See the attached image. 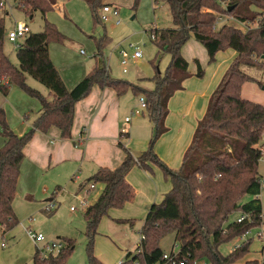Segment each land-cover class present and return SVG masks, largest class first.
Instances as JSON below:
<instances>
[{"label": "trees", "instance_id": "trees-1", "mask_svg": "<svg viewBox=\"0 0 264 264\" xmlns=\"http://www.w3.org/2000/svg\"><path fill=\"white\" fill-rule=\"evenodd\" d=\"M83 1L93 23L101 24L98 10L105 5L104 0ZM14 2L16 8L30 18L34 13H40L43 27L40 33H29L16 48V67L3 52L6 31L4 17L0 14V97H6L10 85H15L27 96L37 99L40 109L30 129L18 136L9 128L5 111L0 107V136L3 139L0 148V227L9 231L18 224L12 201L25 158L23 150L34 134H45L55 127L62 140H69L75 104L87 98L93 86L111 89L118 97L130 91L134 96L144 98L148 119L154 125V134L147 149L137 157L119 141L117 147L124 154L119 166L114 169L98 168L86 180V183L103 186L96 200L83 212L86 264H103L93 254L99 223L110 210L122 209L129 201L131 187L126 181L128 173L136 167L152 174L149 164L162 171L171 188L160 203L151 204L147 209L140 229L143 237L141 251L127 253L119 264H170L159 246L160 240L169 234L174 235L180 247L175 256L177 261L185 260V264H240L249 253L250 241L225 256L221 255L219 248L260 226L264 220L257 171L264 149V106L241 97L242 86L253 81L241 68L264 67V0H164L173 26L154 28L150 34L157 48V56L169 55L170 63L163 77L156 73L151 79L153 90H144L110 76L102 58V50L109 43L107 36L95 40L94 67L69 90L50 59L48 50L50 42L62 44L65 41V37L45 18L54 9L56 0ZM137 4V0H134V10ZM153 4L157 5V0H153ZM3 5V0H0V11ZM221 15L241 24L256 22V25L247 26L245 32L225 25L215 30ZM191 37L203 46L209 63L215 61L217 53L228 49L235 51L236 55L211 93L180 167L173 170L159 159L153 146L167 131L165 120L169 113V100L175 92L183 89L182 83L190 77L181 48ZM194 63L195 76L201 78L203 70L197 60ZM26 75L44 86L49 93L42 95L29 87ZM122 136L124 134L121 132L119 137ZM245 196H250V200L240 203ZM233 213L246 215V218L240 223H237V218L229 221ZM65 240L66 246L54 256L42 259L36 248L32 264H65L73 251L72 240ZM261 253L264 258V240Z\"/></svg>", "mask_w": 264, "mask_h": 264}, {"label": "rangeland", "instance_id": "rangeland-1", "mask_svg": "<svg viewBox=\"0 0 264 264\" xmlns=\"http://www.w3.org/2000/svg\"><path fill=\"white\" fill-rule=\"evenodd\" d=\"M107 1L110 0H104L103 3L105 4ZM112 1L118 5V16L113 17L111 14H107V21L103 22L100 20L101 24L95 25L84 1L57 0L56 9L47 13L46 20L56 27L65 37V41L62 44L49 43L50 59L56 66L60 77L64 75L65 71L71 72V75L79 74L83 71L88 72L92 69L96 59L95 40L107 36L109 43L102 50V58L110 76L114 79L124 80L137 85L144 90H153L154 83L151 79L156 73L160 77L164 76L165 70L170 63V56L167 54L157 56V48L152 43L150 31L154 28H172L168 7L164 0H157V5H153V0H137L138 4L134 10L132 8L134 0ZM3 2L4 5L0 14L5 20V31L12 29L17 22L27 25L30 33H40L42 31L43 20L40 13L36 12L30 18L16 8L14 0H3ZM100 15L101 10H98V16ZM229 19L231 17L224 15L218 17L215 30L223 24L229 26L227 25ZM255 25L256 22L250 24L251 27ZM129 45L138 48L141 52V57L137 60H129L126 72L123 73L120 65V50L125 49L131 53L134 49L129 48ZM3 52L8 60L18 67L16 47L6 39L3 43ZM184 55L188 59L187 63H189L196 74L194 60H189L191 58V50L187 49ZM189 68L188 72L190 74ZM204 69L206 71V67H203ZM241 69L253 79L243 89V96L249 100L264 104V67L260 69L242 67ZM26 84L39 91L42 95H46L48 91L28 75H26ZM122 96L124 103L121 107L120 123H123L125 117H130L131 120L130 123H123L121 126L129 133V136L122 138L121 142L126 144L125 146L130 148L132 153L138 154L147 149L154 134V125L149 121L152 135L146 143L147 146L143 149V146H140L139 139L143 136L145 137V133L147 134L145 127L141 126V122H148L149 120L147 111L143 110L140 115L131 116V111L137 107L138 100L142 96H134L130 91ZM0 105L5 111L9 128L13 133L23 135L30 129L40 103L37 99L27 96L17 86L10 85L8 95L0 97ZM132 127L134 129H131ZM160 138L161 136L153 146L154 152L155 145L160 146ZM2 143L3 139L0 136V148L3 146ZM29 143L28 147L37 150L34 144L31 145ZM166 148L164 143L161 151L166 150ZM37 153V155L41 156L40 151ZM155 154L157 153L155 152ZM157 156L162 160L159 155ZM74 165L69 167L66 164H57L51 165L49 168L40 167L39 169V166L35 167V165L25 162L22 164L12 206L18 224L6 237L4 235L0 236V244L3 243L5 245L3 249L0 247V264H31L36 248L41 249L45 243L52 242H58L64 247L66 246L65 239L73 242V251L66 258L65 264H86L84 209L78 206V199L85 197L87 205L92 204L101 192V185L92 182L86 183V180L92 177L97 170L91 173L86 165H81L80 163ZM153 166L160 174V181L163 186H155L152 193H150V196L157 197L156 200L146 205L144 203H146L147 198H142V203L139 202V199H136L132 204L133 210L129 215L116 213L113 218L105 216L101 219L94 239L93 254L103 264H113L115 262V264H118V261L122 259L118 257L120 255L119 252L124 253L123 250L125 248L132 250L135 247L141 238L140 229L146 210L151 204L160 203L163 195L170 191L171 184L169 180L164 178L162 171L157 166ZM257 171L259 175L264 177V152L259 160ZM149 175L151 180L154 181L153 174L149 173ZM90 184L94 185V189L86 192ZM81 185L85 188L84 190H80ZM262 188L261 192H263L259 199L264 212V186ZM161 191L164 192L161 193ZM250 198V196H245L240 203H244ZM48 204L52 205V209L49 211L46 210ZM71 206L76 207L77 211L71 212ZM124 209L125 207L121 210ZM117 212H120V210H117ZM131 214L134 218H131ZM237 216V213L231 214L229 221L234 220ZM122 218L123 220L132 219L133 225L116 224L114 222V219ZM260 227L250 229V232L240 242L233 239L222 245L219 248V252L225 256L230 253L233 246H240L250 241L248 254H250L251 260L256 257L259 259L261 256L260 250L263 246V240L257 237V233L261 231ZM3 228V226L0 227V229ZM29 231L42 234L44 242L36 244L29 237ZM61 238L63 239L61 240ZM159 246L164 253L177 252L180 249L173 234L162 238ZM39 256L41 257V255Z\"/></svg>", "mask_w": 264, "mask_h": 264}, {"label": "crops", "instance_id": "crops-1", "mask_svg": "<svg viewBox=\"0 0 264 264\" xmlns=\"http://www.w3.org/2000/svg\"><path fill=\"white\" fill-rule=\"evenodd\" d=\"M105 5L113 6L118 10V5L114 3L112 0L107 1ZM56 7H57V0L54 9L52 11H54ZM227 25L232 26L235 29L240 30L241 32H245L247 30V26H250L241 23L239 24L237 21L233 20L232 18L229 19ZM244 29L245 31H243ZM187 49L191 50V58L189 60L191 59L197 60L202 70L203 67L204 68L206 67V71L204 69L203 71L205 72L203 73V76L201 78H197L194 76L195 72L188 63V68L190 67L189 68L190 77L182 83L183 89L175 92V94L169 100L168 103L169 113L165 120V126L167 128V131L163 135H161L159 142L160 146L155 145V152L157 153V155L160 156V158H162V160L166 163V165H168L169 168L173 170H176L180 167L183 154L191 142L197 122L201 120V118L203 117L206 111L209 97L211 93L214 91V89L217 87V85L219 84L224 72L226 71L227 67L229 66V64L236 55L235 51L228 49L226 51L217 53L215 56V61L209 64L208 61L209 59L205 49H203V46L198 42H196L193 37H191L181 48V53L183 55L182 57L184 59H186L184 52ZM48 50H49V46H48ZM186 61H188V59H186ZM94 65L95 62L93 64V67ZM88 72L83 71L79 74L71 75V72L69 73V71L68 72L65 71L64 75L61 77L63 78L66 87L70 90L80 80H82ZM248 83L249 82L245 83L241 88V97L246 100L249 99L245 98L242 92L245 86L248 85ZM48 93L49 92L47 91L46 95ZM123 101H124L123 96L118 97L113 90L108 88L100 89L97 86H93L89 96L75 104L73 126L71 130V139L62 140L60 138L59 130L56 129L55 127H51L45 134L37 132L34 134L33 139L29 143L31 145L34 144L37 150L28 147L27 144L23 150V154L25 157L23 163L25 162L31 165H35V167L39 166L38 167L39 169L40 167L49 168L51 165H57V164L60 165L66 164L69 167H71V166H75L74 164L76 163H80L81 165H86L91 173L95 172L98 168H108V169L116 168L117 166H119V164L122 162L124 158V154L121 151V149L117 147V143L119 141L121 142L122 138H126L127 136H129V133L126 132L124 127L123 128L121 127L124 123V120L122 124L120 123L121 121L120 112H121V107L123 106L124 103ZM249 101L261 104L253 100H249ZM261 105L264 106V104ZM39 109L40 106L37 112L35 113V118ZM149 123H150L149 120L148 122H141V126L145 127V129L147 130V134L145 133V137L143 136L141 139H139L140 146H143V149H145V147L147 146L146 143L148 142V140L152 135V132L150 133ZM131 129H134V127H132ZM122 130L124 132H122ZM121 132L124 134V136L119 137V134ZM18 136H22V135L18 134ZM164 143L166 144L167 148L166 150L161 151V148ZM123 145L125 146L126 144ZM129 146L131 145L129 144ZM128 149L130 150V152L132 151L130 148ZM39 151L41 152V156L37 155L38 154L37 152ZM140 153L134 154L131 152V154L134 157L139 156ZM40 164H42V166H40ZM149 165L152 168L154 181L151 180V176L149 175L148 172L143 171L136 167L133 168L126 176V181L131 187V194L129 197V201L124 206L125 209L124 210L119 209L120 212H117V210H110L108 212V216L106 217L111 216L113 218V216L116 213L129 215L130 212L133 210L132 204L136 199H139V202L142 203V198H147L146 203H144L146 205L156 200L157 197L150 196V193H152V190L153 188H155V186L156 187L159 186L163 187V186L160 181L161 180L160 174L157 172V170L154 168L152 164ZM20 174H21V170H20ZM259 176L260 179L264 180V177H262V175ZM263 186L264 183L261 184V190L263 189L262 188ZM102 189L103 186L101 185V191ZM162 192L164 191H161V193ZM262 192L260 193L259 197L261 196ZM12 206H13V201H12ZM262 212H263V208H262ZM130 216L131 218H134L132 214ZM128 220H132V219H128ZM114 222L116 224H128L130 226L133 225V222H128L126 220H123V218L114 219ZM10 231L11 230L7 231L4 228L0 229V236L4 235L6 237V235ZM2 244L3 243L0 244V247L3 249L5 245L2 246ZM137 246L138 243L135 245V247L132 250L125 248L123 250L124 253L119 252L120 255L118 257L122 259H120V261L118 262L121 263L125 259L127 253H135L137 251ZM261 250H260L261 256L259 259L256 257L251 260L250 254H248L239 263L242 264L244 262L256 261L257 264H263L264 258L261 253ZM171 252L173 251L165 253V255H168Z\"/></svg>", "mask_w": 264, "mask_h": 264}, {"label": "built area", "instance_id": "built-area-1", "mask_svg": "<svg viewBox=\"0 0 264 264\" xmlns=\"http://www.w3.org/2000/svg\"><path fill=\"white\" fill-rule=\"evenodd\" d=\"M107 14H111L113 17H117L118 16V10L117 8L110 6V5H104L101 9V15H100V20H102L103 22L108 20ZM29 29L27 27V25L17 22L14 24L13 28L10 29L9 31H6V36L5 39L13 44L16 48H18L21 44V42L25 39V37L29 34ZM151 38L153 39V37L151 36ZM19 41H21L19 43ZM129 48L134 49V51H132L131 53H129L127 50L122 49L120 50V65L122 67V72L125 73L126 72V66L129 60H137L141 57V52L138 48L133 47L132 45H129ZM83 53V52H82ZM143 110H146V103L144 98H140L138 100V107L135 108L134 110L131 111V116H136V115H140L141 112ZM130 117H125L124 118V123H129L130 121ZM122 132H124L122 130ZM263 140H264V136H263ZM264 183L263 179H260V184ZM85 188L82 187L80 190H84ZM94 189V185L90 184L89 187L86 189L87 191H90ZM51 203V202H50ZM90 204L87 205V201L85 197H81L80 199H78V206L82 209H86ZM52 209V205L48 204V206L46 207V210H51ZM70 211L71 212H75L77 211V208L74 206L70 207ZM246 218V215H239L236 219L237 223H240L242 220H244ZM261 227V231L259 233H257V237L260 240H264V225L263 223L260 225ZM250 231L248 230L247 232H245L242 236L236 238L237 242H240L243 240L244 236L247 235ZM29 237L36 243H43L44 242V236L40 233H34L32 231L28 232ZM143 237L141 236L139 242H138V246H137V251L140 252L141 251V241H142ZM246 243V242H245ZM4 244H2L3 246ZM241 246V245H240ZM239 245H235L231 248L230 252L235 251L236 249H238L240 247ZM63 247L61 246L60 243L58 242H52V243H45L41 249H38L39 251V255H41L40 258H46L49 255H56L60 252V250ZM178 252L176 253H172L170 255H166L165 259L167 261V263L170 264H185V260H180L177 261L175 260V256L177 255Z\"/></svg>", "mask_w": 264, "mask_h": 264}, {"label": "water", "instance_id": "water-1", "mask_svg": "<svg viewBox=\"0 0 264 264\" xmlns=\"http://www.w3.org/2000/svg\"><path fill=\"white\" fill-rule=\"evenodd\" d=\"M228 10H230V9H228Z\"/></svg>", "mask_w": 264, "mask_h": 264}]
</instances>
